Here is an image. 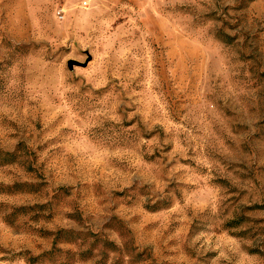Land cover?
I'll list each match as a JSON object with an SVG mask.
<instances>
[{
  "label": "rangeland",
  "instance_id": "374dc122",
  "mask_svg": "<svg viewBox=\"0 0 264 264\" xmlns=\"http://www.w3.org/2000/svg\"><path fill=\"white\" fill-rule=\"evenodd\" d=\"M0 152V264H264V0H0Z\"/></svg>",
  "mask_w": 264,
  "mask_h": 264
},
{
  "label": "trees",
  "instance_id": "16d2710c",
  "mask_svg": "<svg viewBox=\"0 0 264 264\" xmlns=\"http://www.w3.org/2000/svg\"><path fill=\"white\" fill-rule=\"evenodd\" d=\"M15 163H17V160L13 154L0 152V166H5V165H10V164H15ZM19 187H21V186H17V187L11 186V187L7 188V192H5V193L10 192V190L12 188H19ZM0 189H1V186H0ZM0 191H1V193H4L3 190H0ZM9 223H11V222H9Z\"/></svg>",
  "mask_w": 264,
  "mask_h": 264
},
{
  "label": "water",
  "instance_id": "95a60500",
  "mask_svg": "<svg viewBox=\"0 0 264 264\" xmlns=\"http://www.w3.org/2000/svg\"><path fill=\"white\" fill-rule=\"evenodd\" d=\"M66 65H67L68 70H71L73 68V66H81V64H79L75 61H71V60L68 61Z\"/></svg>",
  "mask_w": 264,
  "mask_h": 264
}]
</instances>
